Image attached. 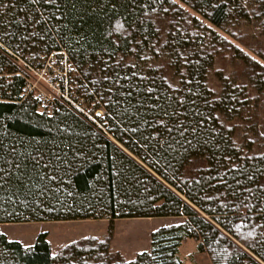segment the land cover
Segmentation results:
<instances>
[{"label":"trees","instance_id":"trees-1","mask_svg":"<svg viewBox=\"0 0 264 264\" xmlns=\"http://www.w3.org/2000/svg\"><path fill=\"white\" fill-rule=\"evenodd\" d=\"M179 2L222 30L264 19L246 0H0V225L184 218L129 262L97 237L54 256L48 233L25 247L0 229V264H185L190 239L213 264H264V63ZM60 50L109 134L27 93L13 54ZM222 52L236 69L216 71L218 94L208 78Z\"/></svg>","mask_w":264,"mask_h":264},{"label":"rangeland","instance_id":"rangeland-1","mask_svg":"<svg viewBox=\"0 0 264 264\" xmlns=\"http://www.w3.org/2000/svg\"><path fill=\"white\" fill-rule=\"evenodd\" d=\"M179 4L191 12L196 17L200 18L204 23L220 32L222 36L229 39L232 43L239 46L247 53L256 59H260L264 63V27L259 23L264 19L253 17L251 21H240L239 23H230L226 30H222L211 25L208 20L203 19L199 14L190 7L179 2ZM246 5L249 8L258 7L259 12L264 11V0H246ZM264 18V17H263ZM259 20V21H258ZM163 33L170 31L169 22L163 23ZM239 37H242L241 39ZM159 57H156V63L161 66L167 74L169 82L176 86L177 81L173 78V72L169 59L160 49H156ZM28 58H30L28 56ZM75 67V66H74ZM213 70H210L208 83L216 91H221V81L215 74L216 71L223 72V75L232 76L235 72L233 57L228 52H222L216 59V64ZM80 76L76 68L71 71L70 80L73 88L71 91V100H78L84 97L86 110L93 114L96 108V102L87 101L84 94L80 93V85L77 82V77ZM260 128L263 127L264 113L260 117ZM112 141L121 146L114 138ZM121 148H123L121 146ZM182 217H155V218H125L117 219L111 223L110 220H76V221H43V222H19L5 223L0 225V229L7 235L8 239L19 241L25 247L33 246L37 241L38 236L42 232L48 233V241L51 245L52 254L57 256L61 250L79 239L84 237H97L99 239L110 242L111 253L115 256H121L126 261H133L138 254L150 252L152 245V235L155 231L172 225L183 223ZM181 257L185 264H213L211 259L205 252H199L197 243L190 239L189 242L182 248Z\"/></svg>","mask_w":264,"mask_h":264},{"label":"built area","instance_id":"built-area-1","mask_svg":"<svg viewBox=\"0 0 264 264\" xmlns=\"http://www.w3.org/2000/svg\"><path fill=\"white\" fill-rule=\"evenodd\" d=\"M16 66L19 67V75L27 82V93L34 92L40 100V108L47 110L62 102L69 108L80 114L97 129L109 134L107 126L106 110L102 107L96 108L93 114L85 108V98L71 100V91L74 87L70 80L74 65L65 50L43 54L36 59L22 57L13 54Z\"/></svg>","mask_w":264,"mask_h":264},{"label":"crops","instance_id":"crops-1","mask_svg":"<svg viewBox=\"0 0 264 264\" xmlns=\"http://www.w3.org/2000/svg\"><path fill=\"white\" fill-rule=\"evenodd\" d=\"M183 220H184V218H182ZM189 242V241H188ZM188 242H186V243H184L183 244V246H182V248L184 247V245H186ZM198 247V246H197ZM182 248H180L181 249V253H182ZM184 261V260H183ZM185 263V262H184Z\"/></svg>","mask_w":264,"mask_h":264},{"label":"water","instance_id":"water-1","mask_svg":"<svg viewBox=\"0 0 264 264\" xmlns=\"http://www.w3.org/2000/svg\"><path fill=\"white\" fill-rule=\"evenodd\" d=\"M181 197H183V196H181ZM184 198V197H183Z\"/></svg>","mask_w":264,"mask_h":264}]
</instances>
